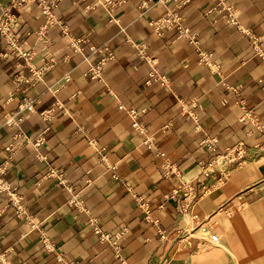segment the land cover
I'll use <instances>...</instances> for the list:
<instances>
[{
	"label": "crops",
	"instance_id": "obj_1",
	"mask_svg": "<svg viewBox=\"0 0 264 264\" xmlns=\"http://www.w3.org/2000/svg\"><path fill=\"white\" fill-rule=\"evenodd\" d=\"M91 1L64 0L67 31L44 38L37 4L16 9L29 58L4 56L0 36V264H264V0ZM178 5L198 42L150 24ZM72 37L113 47L101 77ZM30 64L51 66L30 82ZM120 105L144 110L140 128ZM251 110L258 124L241 119ZM241 141L236 161L217 157ZM93 219L124 231L120 257Z\"/></svg>",
	"mask_w": 264,
	"mask_h": 264
},
{
	"label": "built area",
	"instance_id": "obj_2",
	"mask_svg": "<svg viewBox=\"0 0 264 264\" xmlns=\"http://www.w3.org/2000/svg\"><path fill=\"white\" fill-rule=\"evenodd\" d=\"M64 0H11L8 5H5L2 8V11L0 13V36L3 39L5 43V49L3 51L4 56H18V57H30V52L24 47L23 42L24 38L31 34V30H25L23 31L21 28V16L18 14L16 9H19L20 7L35 2L38 6L39 12L44 16L45 22L43 23L42 27L35 31L39 37L44 38L47 29L53 26L56 27H62L64 31H67V26L65 25L64 18L58 13V10L61 6V3ZM79 3H84L90 0H72ZM189 0H184L183 2L186 3ZM218 4L219 0H213ZM110 2V1H108ZM102 0H92L91 2L87 3L86 8H91L94 5L102 4ZM221 2H219L220 4ZM106 4V3H105ZM180 6L178 5V8L169 10L165 15H162L152 21H150V24L154 28V30L159 34H164V32L169 28H174L177 30L178 35L189 38V40L193 43L198 42L197 37L195 33L190 31L188 27H186L183 24L182 21V14L180 11ZM227 20L231 23L239 26V20L238 15L236 14V11L232 9L231 7H227ZM34 32V31H33ZM32 32V33H33ZM71 46L75 53L80 54L83 56V58L90 63V69L89 74L92 78H99L102 76L103 68L106 65V63L112 59L115 58V51L113 47L109 43H104L101 45L90 43L88 39L82 38V37H72L71 38ZM256 48V53L264 57V49H262L255 40L254 44ZM207 55H204L203 60H205L207 63L210 64L211 68H214V64L210 63L207 59L209 57H206ZM93 58H97L96 62H92ZM32 69V74L29 79H27L30 82H36L38 80H41L44 77L45 72L50 68L51 64L49 65H43V66H34L30 64ZM66 79L69 80L70 76L67 75ZM237 91L238 89H234ZM36 100L34 99H25L23 103L20 105V111L28 110L33 111L36 108ZM121 109H125L128 114H130L134 119V127L140 128V122L138 121V117L140 116L142 110H137L135 108H126L124 105H120ZM55 108H51L46 111V116L50 117ZM242 119H250L253 123L258 124L257 120L258 117L256 115V112L251 110L247 111L243 116ZM8 124H18L19 120L15 119L12 115L9 117L6 121ZM14 140L6 146V149L8 151H14L18 144L22 142V138L19 137L16 138L14 136ZM204 144L211 149L214 153H217L218 149V138L216 136L207 135L205 136L203 140ZM246 149L243 142H240L238 146L234 147L233 149H229L225 154L221 155L218 154L217 157L224 156L226 161H236L239 157H241L245 153ZM210 164H208L204 168V174L208 176L211 173ZM53 170H51L50 174H53ZM5 184H2L0 182V187H4ZM12 199H15L17 202L21 200V197L15 198L13 195L11 196ZM146 203H142V205H145ZM18 208L21 210L20 206ZM32 222V220H31ZM92 224L94 226V231L97 235L100 236L101 239L109 241L111 244L114 245L116 249V256L120 257V250L122 248L120 239L123 236L124 231H116V232H110L105 231L101 225L98 223L96 219L92 220ZM35 225V223H32V226ZM203 231H207L206 226L201 227ZM214 240H218V235L214 234L212 235ZM45 248L47 250H50L49 245L45 243ZM3 253L1 252L0 248V261L2 260ZM57 258L61 264H74L72 261L68 260L64 255L57 254Z\"/></svg>",
	"mask_w": 264,
	"mask_h": 264
},
{
	"label": "rangeland",
	"instance_id": "obj_3",
	"mask_svg": "<svg viewBox=\"0 0 264 264\" xmlns=\"http://www.w3.org/2000/svg\"><path fill=\"white\" fill-rule=\"evenodd\" d=\"M53 108V107H52ZM55 108V107H54ZM36 109V108H35ZM51 109V108H50ZM47 110H49V109H47ZM46 110V111H47ZM55 110H56V108H55ZM55 110H54V112H53V114L50 116V117H52L53 115H54V113H55ZM46 111L44 112V114H45V116H46ZM47 117V116H46ZM50 117H47L48 119L50 118ZM242 119V118H241ZM243 120V119H242ZM245 120H248V121H250V122H252L250 119H245ZM253 123V122H252ZM255 124V123H254ZM259 127V126H258ZM242 142V141H241ZM244 143V142H243ZM239 145V144H238ZM237 145V146H238ZM32 223V222H31ZM58 259V258H57ZM59 261V260H58Z\"/></svg>",
	"mask_w": 264,
	"mask_h": 264
}]
</instances>
